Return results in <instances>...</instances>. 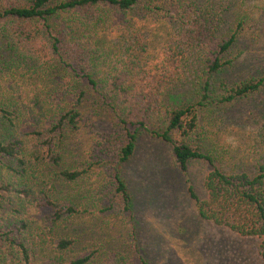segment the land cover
<instances>
[{
	"label": "rangeland",
	"instance_id": "374dc122",
	"mask_svg": "<svg viewBox=\"0 0 264 264\" xmlns=\"http://www.w3.org/2000/svg\"><path fill=\"white\" fill-rule=\"evenodd\" d=\"M204 1L222 17L221 33L231 34L236 27L239 30L225 56L230 63L213 74L211 101L197 106V127L185 142L211 153L224 172L254 173L264 166V80L252 94L228 101L224 97L250 77L264 78V0ZM147 12L145 7H138L129 13V22L107 12L103 23L79 30L92 49L91 67L98 87H87L85 94L77 93L72 100L80 101L81 116L78 127L66 136L63 145L60 142L53 147L61 155L59 166L42 167L48 156L45 147L41 151L44 160H37V172L30 182L35 193L25 199L22 216L28 224L32 248L30 264H66L84 257L85 264H264L260 238L241 236L200 217L190 190L199 200L206 197L204 180L211 166L194 159L181 170L167 141L149 134L139 136L121 171L131 195L130 209L120 212L112 204L111 165L121 145L119 118L123 110L102 89L100 79L110 61L125 51L131 52L140 65L159 55L172 36L174 23L164 9ZM131 27L135 35L141 34L145 47L134 45ZM204 57L200 53L185 61L181 79L162 93L166 107L198 101L197 75L203 69ZM38 75L23 66L0 68V96L16 90L22 100L32 97L35 91L45 94L50 80ZM67 82L64 75L62 85ZM159 127L164 129L166 124ZM171 134L174 140L179 138L176 132ZM65 167H81L85 172L75 183H66L57 176ZM37 188L56 197H70L78 212L51 223L53 209L43 202ZM61 238L70 239L67 248L57 247ZM3 264L22 262L8 257Z\"/></svg>",
	"mask_w": 264,
	"mask_h": 264
},
{
	"label": "trees",
	"instance_id": "16d2710c",
	"mask_svg": "<svg viewBox=\"0 0 264 264\" xmlns=\"http://www.w3.org/2000/svg\"><path fill=\"white\" fill-rule=\"evenodd\" d=\"M138 7H145L147 13L167 11L174 23L173 33L159 55L147 64L140 65L131 52L125 51L111 63L106 62L110 66L101 74L102 89L123 110L119 118L121 145L111 165L112 204L120 212L129 211L131 195L121 174L122 164L133 154L139 136L149 134L172 144V156L181 170L194 159L210 164L204 180L206 197L199 200L190 190L200 217L241 236L260 238L264 257V166L254 173H227L216 165L211 153L185 142L196 130L197 106L211 101L213 74L230 63L225 56L237 40L238 27L231 34L221 33L222 17L204 0H0V68L23 66L50 80L45 94L35 91L32 97L22 100L16 90L0 96V264L8 257L30 264L32 248L28 224L22 216L25 199L35 193L30 182L37 172V160H44L41 151L45 147L48 156L42 167L59 166L61 155L53 147L60 142L63 145L66 136L78 127L81 116L80 101L72 100L77 93L85 94V88L98 87L91 67L92 49L79 30L103 23L107 12L129 22V13ZM130 32L134 45L145 47L141 34L135 35L132 27ZM200 53L205 57L197 75L198 101L166 107L162 93L181 79L185 61ZM64 75L68 77L66 86L62 85ZM263 80L250 77L232 87V93L224 98L228 101L252 94ZM163 124L166 127L161 129ZM171 131L179 138L174 140ZM80 168H62L57 176L66 183H75L85 172ZM41 175L46 177L45 173ZM37 189L43 202L53 209L51 223L78 212L70 197H56ZM69 244L70 239L61 238L57 247L64 249ZM86 261L84 257L66 264Z\"/></svg>",
	"mask_w": 264,
	"mask_h": 264
}]
</instances>
